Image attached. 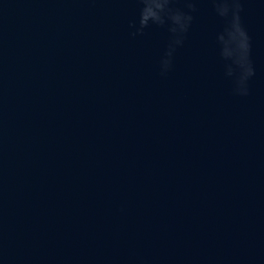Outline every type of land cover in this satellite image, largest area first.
Masks as SVG:
<instances>
[{
  "label": "water",
  "instance_id": "1",
  "mask_svg": "<svg viewBox=\"0 0 264 264\" xmlns=\"http://www.w3.org/2000/svg\"><path fill=\"white\" fill-rule=\"evenodd\" d=\"M0 264H264V0H0Z\"/></svg>",
  "mask_w": 264,
  "mask_h": 264
}]
</instances>
